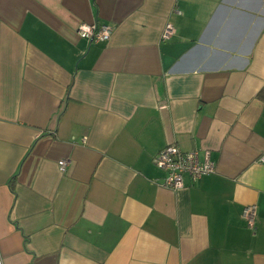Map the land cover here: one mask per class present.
Here are the masks:
<instances>
[{"label": "crops", "instance_id": "1", "mask_svg": "<svg viewBox=\"0 0 264 264\" xmlns=\"http://www.w3.org/2000/svg\"><path fill=\"white\" fill-rule=\"evenodd\" d=\"M262 151L264 0H0L3 264H264Z\"/></svg>", "mask_w": 264, "mask_h": 264}, {"label": "built area", "instance_id": "2", "mask_svg": "<svg viewBox=\"0 0 264 264\" xmlns=\"http://www.w3.org/2000/svg\"><path fill=\"white\" fill-rule=\"evenodd\" d=\"M175 31L171 22H166L160 33L161 40H168ZM112 28L109 24H98L95 21L82 23L77 28V33L81 38L89 42L107 41L110 38ZM257 161L264 165V151H262ZM153 163L165 172L162 185L177 190L183 186V176L189 174L193 181L201 178L205 174L214 171V163L209 158V152L204 153V158L200 159L198 150H182L176 144L170 143L160 149L153 157ZM67 160L61 158L57 161L60 172L65 171ZM243 217L248 226H253L256 219V205L248 204L243 208ZM0 264H3V258L0 252Z\"/></svg>", "mask_w": 264, "mask_h": 264}]
</instances>
